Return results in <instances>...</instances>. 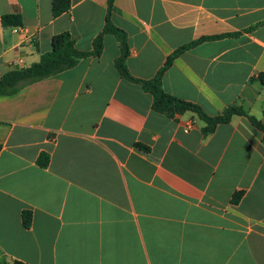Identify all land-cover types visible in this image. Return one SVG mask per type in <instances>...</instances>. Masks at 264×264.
Segmentation results:
<instances>
[{"label":"crops","instance_id":"crops-1","mask_svg":"<svg viewBox=\"0 0 264 264\" xmlns=\"http://www.w3.org/2000/svg\"><path fill=\"white\" fill-rule=\"evenodd\" d=\"M109 1L71 0L55 18L53 0H0V80L39 63L59 34L93 51ZM111 22L141 80L214 38L174 58L164 90L264 125V0H113ZM103 43L100 57L0 95V264H264L263 132L235 115L205 136L196 113L156 112L119 73L116 36Z\"/></svg>","mask_w":264,"mask_h":264},{"label":"trees","instance_id":"trees-1","mask_svg":"<svg viewBox=\"0 0 264 264\" xmlns=\"http://www.w3.org/2000/svg\"><path fill=\"white\" fill-rule=\"evenodd\" d=\"M113 7V0L109 1V13L107 16V24L104 31L97 37L94 42V49L91 52H81L76 48L75 41L68 33L56 35L53 38L52 52L42 56L41 61L28 68L18 69L9 72L0 80V95H11L17 93L24 86L34 83L36 81L56 76L64 71L74 68L78 62L87 57H100L103 53L104 43L103 38L105 34H113L118 39L122 55L116 62V67L121 76L131 83L139 84L142 88L153 96V109L156 112L162 113L169 117L191 111L196 113L201 120L206 123L203 129L205 136L212 134L219 124L230 122L235 115L246 116L251 123L261 130L264 134V125L252 116H249L242 108L231 107L227 109L222 115L210 116L202 107L176 98L168 94L163 88V75L172 66L175 57L183 53L185 50L197 45L198 43L211 40L214 38H203L187 47L178 50L173 57L169 58L165 66L159 71L158 75L152 80H141L135 78L129 71L127 66V59L130 54L127 36L124 31L115 27L111 22V11ZM71 8V0H53V16L55 18L68 12ZM4 27L21 28L23 27V19L21 15H5L2 17ZM140 147V145H138ZM0 145V152H1ZM39 165L41 168H47L50 163L49 156L42 154L39 157ZM243 196L242 192L236 193L233 196V203L237 204ZM33 222V214L30 211L23 212V225L26 229H30Z\"/></svg>","mask_w":264,"mask_h":264},{"label":"built area","instance_id":"built-area-1","mask_svg":"<svg viewBox=\"0 0 264 264\" xmlns=\"http://www.w3.org/2000/svg\"><path fill=\"white\" fill-rule=\"evenodd\" d=\"M188 128H191V125H189V127Z\"/></svg>","mask_w":264,"mask_h":264}]
</instances>
